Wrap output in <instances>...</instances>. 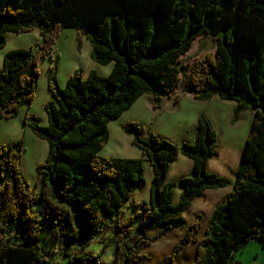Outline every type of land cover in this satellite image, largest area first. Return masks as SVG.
Returning <instances> with one entry per match:
<instances>
[{
	"label": "trees",
	"instance_id": "trees-1",
	"mask_svg": "<svg viewBox=\"0 0 264 264\" xmlns=\"http://www.w3.org/2000/svg\"><path fill=\"white\" fill-rule=\"evenodd\" d=\"M40 30L38 51H8L0 67V120L18 116L38 90V61L53 51L63 29L92 44V58L113 63L109 74L75 70L65 87L50 69L53 99L45 104L49 123L28 115L33 132L48 142L31 186L22 170V141L0 143V264H49L39 243L45 234L67 247H87L113 224L116 252L111 264L142 258L143 248L186 223L184 213L206 190L231 187L203 229L198 214L171 252L158 264H173L188 242L197 244L192 264H233L236 253L257 240L264 247V0H0V49L8 32ZM216 40L188 74L195 99L236 102L234 114L252 112V121L235 178L209 171L217 134L199 116L193 143L176 145L127 125L132 143L150 162L148 201L134 196L144 180L142 159L104 157L108 124L144 94L160 108L178 86L182 58L202 35ZM182 153L193 161L192 176L168 178ZM181 187L174 201V187ZM39 189V192H38ZM136 212L122 221L126 208ZM137 219V236L130 227ZM157 232L151 234L152 231ZM74 254L70 264L96 263ZM103 264V263H99ZM256 264V263H255Z\"/></svg>",
	"mask_w": 264,
	"mask_h": 264
},
{
	"label": "rangeland",
	"instance_id": "rangeland-1",
	"mask_svg": "<svg viewBox=\"0 0 264 264\" xmlns=\"http://www.w3.org/2000/svg\"><path fill=\"white\" fill-rule=\"evenodd\" d=\"M42 44L40 30L29 32L6 34V45L0 49V67L3 64L5 54L13 49L31 48L38 51ZM217 49L216 40L209 35L198 37L191 50L183 56V69L180 73L178 86L171 97L163 99L160 108L155 109L152 105L153 98L150 94L142 95L136 103L126 110L121 117L108 124L109 141L102 148L100 155L104 157L138 158L142 159L144 167V180L138 185L134 196L139 201H148L150 198V187L153 178V169L150 162L142 151L132 143L133 134L127 128L131 122L142 126L145 135L156 134L176 145L183 142L193 143L197 132L199 116H205L213 130L217 134V145L215 155L209 164V171L216 172L228 178H235L241 155L249 133L252 112L242 111L237 117L234 114L236 102L233 100H222L214 96L211 100L200 101L194 98L188 89L186 80L197 61H201L206 53H215ZM113 63L102 65L92 58V44L86 38L78 40L77 32L73 29H63L55 39L53 51L45 58L38 61L40 72L38 90L34 101L30 106L24 105L20 108L18 116L12 119L0 120V143L11 141H22L24 146L22 156V170L31 186L37 180V165L44 161L48 151V142L33 132L29 125L28 115L39 118L42 126L49 123L45 104L53 99L49 87L50 69L55 70L56 78L60 87H65L69 76L77 69H82L86 75L95 71L100 75H107L111 71ZM192 159L180 153L177 159L171 163L168 174L170 181L175 182L180 176H192ZM174 201H179L181 187H174ZM231 187L217 191L207 190L197 196L190 209L184 213L186 223L178 228L164 233L152 245L143 248L142 258L131 260L129 264H158L171 252L176 242L186 232L188 226L195 220L198 214L204 216V230L213 208L220 203L223 196ZM39 192V189H38ZM122 221H126L136 212L135 208H126ZM138 221L134 218L130 227L133 239L137 236ZM157 232L152 231L151 234ZM112 229H107L101 237H96L87 247H67L64 243L55 241L47 233L41 239L39 246L41 252L49 264H70L74 254L84 257L96 256V264H111L116 252V240L111 241ZM197 244L188 242L180 250L173 264H192L196 256ZM264 264V247L261 242L254 240L242 247L236 253V262L233 264ZM89 264V263H87ZM94 264V263H90Z\"/></svg>",
	"mask_w": 264,
	"mask_h": 264
},
{
	"label": "crops",
	"instance_id": "crops-1",
	"mask_svg": "<svg viewBox=\"0 0 264 264\" xmlns=\"http://www.w3.org/2000/svg\"><path fill=\"white\" fill-rule=\"evenodd\" d=\"M167 97L170 98L171 96H167ZM163 99H165V97H164ZM195 137H196V135H195ZM211 160H212V159H211ZM211 160H210V161H211ZM210 161H209V164H210ZM209 164H208V168H209ZM192 165H193V161H192ZM192 169H193V168H191V173L193 174ZM226 188H229V187H226ZM221 189H224V188H221ZM221 189H217V190H221ZM217 190H212V191H217ZM206 191H207V190H206ZM230 191H231V190H228V191L226 192V194L223 196V199L228 195V193H229ZM223 199H222V200H223ZM194 201H195V198H194V200L192 201V205H193ZM192 205H191V207H192ZM191 207H190V208H191ZM190 208H189V209H190ZM213 209H214V208H213ZM211 213H212V212H211ZM108 229H112V235H111V241H112V239L114 238V233H113V232H114V230H113L114 228H113V224H112V226H110ZM102 235H103V234H102ZM102 235H100L99 237H101ZM91 255H92V254H91ZM96 255H100V253H96ZM99 259H100V258H99Z\"/></svg>",
	"mask_w": 264,
	"mask_h": 264
},
{
	"label": "clouds",
	"instance_id": "clouds-1",
	"mask_svg": "<svg viewBox=\"0 0 264 264\" xmlns=\"http://www.w3.org/2000/svg\"><path fill=\"white\" fill-rule=\"evenodd\" d=\"M102 263V262H101ZM94 264H96V263H94Z\"/></svg>",
	"mask_w": 264,
	"mask_h": 264
}]
</instances>
